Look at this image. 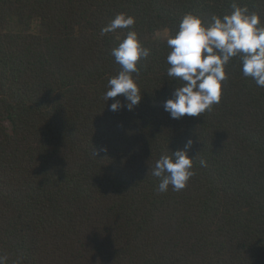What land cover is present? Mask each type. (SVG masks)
<instances>
[{
    "label": "trees",
    "instance_id": "16d2710c",
    "mask_svg": "<svg viewBox=\"0 0 264 264\" xmlns=\"http://www.w3.org/2000/svg\"><path fill=\"white\" fill-rule=\"evenodd\" d=\"M233 2L264 26V0H0L7 264H264V88L234 57L210 110L172 119L163 107L182 84L167 76L169 35L186 13L207 25ZM118 13L150 49L132 110L104 99L129 29H101ZM189 139L195 174L159 192L148 170Z\"/></svg>",
    "mask_w": 264,
    "mask_h": 264
},
{
    "label": "clouds",
    "instance_id": "9594fccd",
    "mask_svg": "<svg viewBox=\"0 0 264 264\" xmlns=\"http://www.w3.org/2000/svg\"><path fill=\"white\" fill-rule=\"evenodd\" d=\"M231 7V14L222 18L213 15L207 25L199 16L186 13L176 34L167 38L166 44L170 49L166 60L169 65L167 76L182 82L174 89L172 97L163 103L164 110L172 119L185 115L200 116L219 103L222 82L227 78L225 66L234 57L240 59L242 75L253 79L257 87L264 88V26H261L259 16L249 13L246 6L233 2ZM134 24V17L118 13L101 29L102 35L117 29H129L118 46L111 50L121 70L108 80V90L104 94L106 101L122 95L129 110L142 99L133 74L139 76L138 62L150 55V49L144 47L138 34L131 30ZM121 107V101L115 100L110 110L117 111ZM192 143L189 139L184 149L171 151L170 156L161 155L148 170L159 178V192H166L169 185L173 191H180L195 174L193 158L187 152ZM200 164L204 166L206 162L201 160ZM0 264H7L6 256H0Z\"/></svg>",
    "mask_w": 264,
    "mask_h": 264
}]
</instances>
